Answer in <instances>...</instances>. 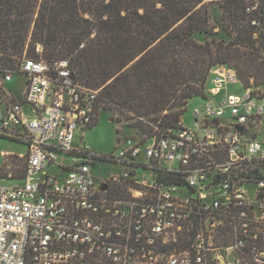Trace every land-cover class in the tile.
Returning <instances> with one entry per match:
<instances>
[{"label":"built area","instance_id":"2783aa9c","mask_svg":"<svg viewBox=\"0 0 264 264\" xmlns=\"http://www.w3.org/2000/svg\"><path fill=\"white\" fill-rule=\"evenodd\" d=\"M245 12L258 18L253 38L264 36V0ZM24 56L0 67V138L26 146L0 152V264H264L259 87L218 65L190 125L103 156L84 140L100 89L80 84L68 60ZM14 76L16 94L5 87Z\"/></svg>","mask_w":264,"mask_h":264},{"label":"trees","instance_id":"16d2710c","mask_svg":"<svg viewBox=\"0 0 264 264\" xmlns=\"http://www.w3.org/2000/svg\"><path fill=\"white\" fill-rule=\"evenodd\" d=\"M249 2L0 0V67L16 69L24 53L68 60L80 84L100 89L97 113L116 115L148 140L180 127L188 100L204 98L218 65L234 69L245 88L264 86V36L253 38ZM12 165L21 178L22 165Z\"/></svg>","mask_w":264,"mask_h":264},{"label":"rangeland","instance_id":"374dc122","mask_svg":"<svg viewBox=\"0 0 264 264\" xmlns=\"http://www.w3.org/2000/svg\"><path fill=\"white\" fill-rule=\"evenodd\" d=\"M218 5L213 3L211 8V19L210 25L214 26V30L220 28L219 18L220 10L217 8ZM225 38H227L225 36ZM22 79L14 76L13 80L6 84V89L10 93H17L16 86ZM260 88V87H259ZM264 92V87L262 88ZM230 93L239 94L240 90L236 87L230 89ZM221 96H218L217 99H220ZM203 102L198 97H193L188 100V105L186 107L185 114L181 117L180 122L185 126H188L192 122V111L194 108L201 107ZM261 133L258 136V140L264 141V118L262 120V125L260 128ZM80 134L79 131H76V135ZM145 135L141 132L129 127L127 122H117L116 115H113L110 112L100 110L99 118L97 124L88 129L85 132V143L89 146V149L98 155L109 156L111 154H118L117 144L122 140H142ZM0 152H7L13 154H24L26 153V146L13 141H8L0 138ZM2 165V157L0 156V166ZM20 165V164H19ZM100 170L106 175L109 172H119L120 167L113 164L101 163L99 165ZM16 182L11 180L4 181L6 185H13Z\"/></svg>","mask_w":264,"mask_h":264},{"label":"crops","instance_id":"0c3cea01","mask_svg":"<svg viewBox=\"0 0 264 264\" xmlns=\"http://www.w3.org/2000/svg\"><path fill=\"white\" fill-rule=\"evenodd\" d=\"M264 86H261L259 89L262 91V88H263Z\"/></svg>","mask_w":264,"mask_h":264}]
</instances>
